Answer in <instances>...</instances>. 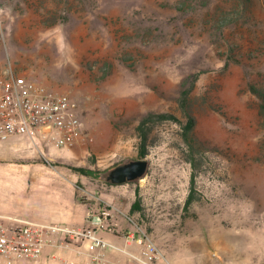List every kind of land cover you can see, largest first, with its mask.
Masks as SVG:
<instances>
[{
  "label": "rangeland",
  "instance_id": "obj_1",
  "mask_svg": "<svg viewBox=\"0 0 264 264\" xmlns=\"http://www.w3.org/2000/svg\"><path fill=\"white\" fill-rule=\"evenodd\" d=\"M8 66L75 102L86 133L71 151L82 156L55 164L90 173L93 211L114 216L104 238L123 245L111 234L134 231L129 217L172 264H264V118L249 90H264L259 0H0V73ZM148 114L165 117L146 123L140 158L137 127ZM32 145L48 157L68 151ZM135 160L148 162L141 179L107 184ZM192 173L196 200L186 209ZM136 194L140 211L131 213ZM12 200L0 183V205Z\"/></svg>",
  "mask_w": 264,
  "mask_h": 264
},
{
  "label": "built area",
  "instance_id": "obj_2",
  "mask_svg": "<svg viewBox=\"0 0 264 264\" xmlns=\"http://www.w3.org/2000/svg\"><path fill=\"white\" fill-rule=\"evenodd\" d=\"M259 5L264 11V0H259ZM85 133L77 106L67 94L52 92L18 75L10 66L0 73V142L26 135L36 147L43 142L69 150ZM113 219L108 208L91 210L83 227L38 223L0 214V264L36 260L48 248L72 252L74 257L63 260L65 264H111V254L124 258L119 264H172L129 217L126 219L134 231L120 236L123 245L104 238V233L112 231Z\"/></svg>",
  "mask_w": 264,
  "mask_h": 264
},
{
  "label": "crops",
  "instance_id": "obj_3",
  "mask_svg": "<svg viewBox=\"0 0 264 264\" xmlns=\"http://www.w3.org/2000/svg\"><path fill=\"white\" fill-rule=\"evenodd\" d=\"M32 144L26 135L0 142V183L13 199L8 205H0V210L21 213L46 223L83 227L94 208L90 202H95L92 189L86 186L90 175L55 164L60 160L77 162L82 152H72L71 148L48 157ZM56 167L63 173L55 170ZM43 255L59 264L74 257L72 252L60 253L52 248L46 249Z\"/></svg>",
  "mask_w": 264,
  "mask_h": 264
},
{
  "label": "trees",
  "instance_id": "obj_4",
  "mask_svg": "<svg viewBox=\"0 0 264 264\" xmlns=\"http://www.w3.org/2000/svg\"><path fill=\"white\" fill-rule=\"evenodd\" d=\"M250 92L259 100L258 105V113L261 117L264 118V90L257 88L256 86H250L249 87ZM165 115H152L148 114L144 116L141 119V122L139 126L137 127V131L140 136V143H139V156L140 158H143L146 154V148H147V133L144 132V127L146 126L147 122H150L154 118L162 119ZM195 127V122L192 117H188V120L184 126V133H183V140L187 147V156L188 161L190 162L192 169L195 170V156L198 154L197 152L200 150L195 144L196 140L193 137V130ZM77 170V169H76ZM78 172H81L86 175H90L87 171L77 170ZM107 184L112 185L111 183L107 182ZM195 178L194 173H192V176L190 178L189 182V194L185 201V208H189L192 203L196 200L195 196ZM140 199L138 194H136V200L132 203L130 207V212L134 213L136 211H140Z\"/></svg>",
  "mask_w": 264,
  "mask_h": 264
},
{
  "label": "water",
  "instance_id": "obj_5",
  "mask_svg": "<svg viewBox=\"0 0 264 264\" xmlns=\"http://www.w3.org/2000/svg\"><path fill=\"white\" fill-rule=\"evenodd\" d=\"M148 162L146 160H135L119 165L112 169L106 181L112 185H123L141 179L147 172Z\"/></svg>",
  "mask_w": 264,
  "mask_h": 264
}]
</instances>
